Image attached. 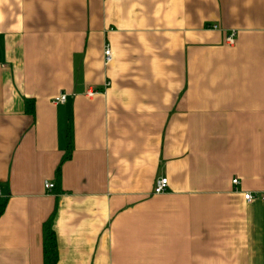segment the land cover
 Listing matches in <instances>:
<instances>
[{
    "label": "crops",
    "instance_id": "1",
    "mask_svg": "<svg viewBox=\"0 0 264 264\" xmlns=\"http://www.w3.org/2000/svg\"><path fill=\"white\" fill-rule=\"evenodd\" d=\"M0 198V264H264V0H0Z\"/></svg>",
    "mask_w": 264,
    "mask_h": 264
},
{
    "label": "built area",
    "instance_id": "2",
    "mask_svg": "<svg viewBox=\"0 0 264 264\" xmlns=\"http://www.w3.org/2000/svg\"><path fill=\"white\" fill-rule=\"evenodd\" d=\"M211 27L215 28L216 25H212ZM234 40H235V30H229L223 36V42L227 45H232L234 43ZM102 54H103V64L106 65L112 59V52L110 50V47L107 44L104 45ZM108 84H109L108 82H105L101 89H94L92 87H86L82 92H80V94H82L83 96H85L87 98H90L93 95L102 92ZM75 94H76L75 92L60 93V94L54 96L51 99V102L53 104L63 103V102H65V100L68 96L72 97ZM231 184H233V185L237 184L236 178H233L231 180ZM166 185H167V178L166 177H157L154 180L153 193L163 192L166 188ZM43 186L45 189H50L53 186V184L51 182L44 181ZM256 197H257V194H252L251 192H244L243 193V199L245 202H251Z\"/></svg>",
    "mask_w": 264,
    "mask_h": 264
},
{
    "label": "trees",
    "instance_id": "3",
    "mask_svg": "<svg viewBox=\"0 0 264 264\" xmlns=\"http://www.w3.org/2000/svg\"><path fill=\"white\" fill-rule=\"evenodd\" d=\"M25 110L28 113L32 112V102L28 99L25 100ZM68 157V153L64 154L61 161ZM57 174V169H56ZM6 199L0 198V214L5 206ZM41 249H42V264H55L57 259V252L55 246V237L51 229V219L48 218L42 224L41 230Z\"/></svg>",
    "mask_w": 264,
    "mask_h": 264
}]
</instances>
